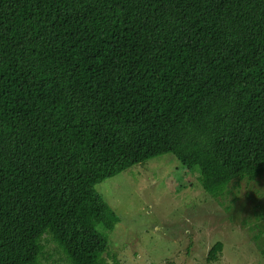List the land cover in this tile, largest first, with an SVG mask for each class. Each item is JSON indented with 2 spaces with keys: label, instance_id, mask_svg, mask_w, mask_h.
I'll use <instances>...</instances> for the list:
<instances>
[{
  "label": "trees",
  "instance_id": "obj_1",
  "mask_svg": "<svg viewBox=\"0 0 264 264\" xmlns=\"http://www.w3.org/2000/svg\"><path fill=\"white\" fill-rule=\"evenodd\" d=\"M165 154L213 197L264 175V0H0V264H98L96 186Z\"/></svg>",
  "mask_w": 264,
  "mask_h": 264
},
{
  "label": "rangeland",
  "instance_id": "obj_2",
  "mask_svg": "<svg viewBox=\"0 0 264 264\" xmlns=\"http://www.w3.org/2000/svg\"><path fill=\"white\" fill-rule=\"evenodd\" d=\"M120 216L98 264H264V175L232 182L213 197L171 154L137 164L96 186ZM216 262L208 256L216 243ZM42 264H68L47 233Z\"/></svg>",
  "mask_w": 264,
  "mask_h": 264
}]
</instances>
